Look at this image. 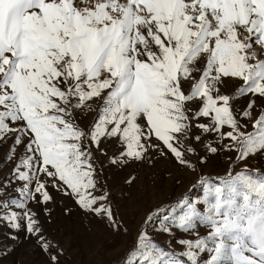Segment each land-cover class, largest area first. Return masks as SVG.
<instances>
[{"label":"snow or ice","instance_id":"6c2138e0","mask_svg":"<svg viewBox=\"0 0 264 264\" xmlns=\"http://www.w3.org/2000/svg\"><path fill=\"white\" fill-rule=\"evenodd\" d=\"M254 45L264 49V0H0V141L14 136L9 161L24 148L12 171L23 182L14 190L18 195L8 193L12 181L0 184V194L9 196L0 200V222L16 231L23 227L45 250L50 247L28 207L37 193L43 202L52 199L44 174L118 228L111 206L102 203L107 194H93L92 148L99 149L102 138H118L125 147L114 164L142 160L159 148L151 144L155 137L178 163L194 169L185 151L195 149L184 140L193 121L204 117L209 122L195 126L237 150L238 160L264 154V113L246 132L233 97L220 92L225 78H234L243 81L236 98H264V59ZM186 83L192 85L188 92ZM93 98L101 101L98 118L85 131L75 114L92 109ZM195 102L202 106L193 112ZM254 104L243 117H251ZM205 146L213 154L219 150ZM200 183L202 199L182 201L183 213L161 221L160 231L203 224L210 229L206 237L181 240L186 250L177 256L145 228L125 264H200L201 253L208 254L204 264H264V172L246 167Z\"/></svg>","mask_w":264,"mask_h":264},{"label":"rangeland","instance_id":"374dc122","mask_svg":"<svg viewBox=\"0 0 264 264\" xmlns=\"http://www.w3.org/2000/svg\"><path fill=\"white\" fill-rule=\"evenodd\" d=\"M258 59H264V49L254 45ZM199 78V74H196ZM242 80L225 78L220 86V92L233 97L231 101L234 113L246 132L254 131L255 120L264 113V98L258 95L245 94L236 98ZM191 83L184 85L186 92L191 90ZM255 101L251 109V117H243L242 113L251 101ZM92 109L77 110L75 117L81 128L89 131L98 118L101 101L93 98L89 101ZM201 103L190 104L193 112L201 107ZM191 115V113H190ZM208 118H198L193 121L190 138L184 140L185 146H191L195 152L185 151V157L195 168L178 163L174 155L165 145L155 137L151 144L159 148H150L142 160L130 159L127 163H112V158L119 159L125 150L118 138H102L99 149L93 146L95 166L97 168L96 196L107 194L115 220L119 227H114L112 221L103 214H95L84 209L76 196L66 194L65 191L53 185L52 178L40 174V179L47 180L46 188L51 200L43 202L41 194L37 193L34 200L28 202V207L35 213L41 229V235L49 242L50 247L45 250L36 235L21 230L9 229L0 222V264H125L131 249L136 246L137 237L145 228L154 237L159 246L165 250L174 251L177 256L186 250L181 240L202 239L206 237L209 228L200 224L197 228L184 231L173 226L171 233L160 231L161 221L170 222L173 217L183 213L185 208L182 201H198L204 195L203 178L210 177L214 182L230 171L235 174L245 169L264 172V154H251L247 158L238 160V151L221 147L215 134L203 133L195 125L208 123ZM17 126V125H13ZM230 130L225 126L224 131ZM200 136L199 141L195 136ZM14 136L9 134L4 141H0V184H7L8 193L18 195L14 190L23 182L14 180L12 171L14 165L24 154L23 146H19L11 161L6 159ZM26 143V141H25ZM211 143L219 148L213 154L205 146ZM225 144L232 143L225 139ZM163 152L164 154H161ZM57 183H61L57 181ZM7 194H0V200L8 199ZM206 208L203 203L198 206ZM153 222L145 224L149 215L155 214ZM23 223V222H22ZM15 235L16 239L10 237ZM57 260L53 261L52 256ZM207 253L200 254V264H204Z\"/></svg>","mask_w":264,"mask_h":264}]
</instances>
